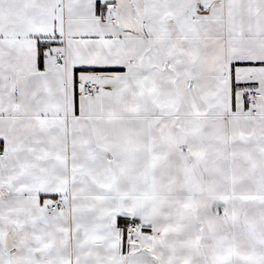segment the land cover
<instances>
[{"label": "snow or ice", "instance_id": "obj_1", "mask_svg": "<svg viewBox=\"0 0 264 264\" xmlns=\"http://www.w3.org/2000/svg\"><path fill=\"white\" fill-rule=\"evenodd\" d=\"M0 264H264V0H0Z\"/></svg>", "mask_w": 264, "mask_h": 264}]
</instances>
